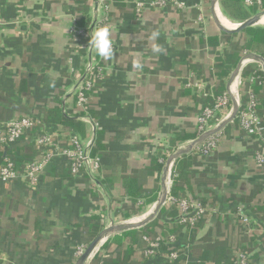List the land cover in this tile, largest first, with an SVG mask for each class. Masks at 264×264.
<instances>
[{
    "label": "crops",
    "instance_id": "obj_1",
    "mask_svg": "<svg viewBox=\"0 0 264 264\" xmlns=\"http://www.w3.org/2000/svg\"><path fill=\"white\" fill-rule=\"evenodd\" d=\"M253 1L244 3L253 11L248 19L261 15L254 27L264 28V0ZM154 2L0 0V121L33 117L85 142L94 134L91 155L99 161L92 176H72L68 159L59 157L36 187L0 181V264H76L110 219L141 222L160 198L169 157L198 139L200 110L213 98L228 96L231 114L234 102L240 112L253 92L264 124V90L255 83L264 76L263 65L244 60L264 57L244 48L245 30L223 32L212 0H184V9L157 8ZM217 14L236 28L242 24L223 13L220 1ZM97 25L110 29L114 55L109 59L89 46ZM78 27L88 34L76 36ZM154 45L163 50L154 52ZM91 60L104 72L90 98L93 123L83 120L76 96ZM62 116L79 120L84 133L63 124ZM216 135L220 141L209 157L197 149L180 156L168 182L172 196L200 201L207 210L195 230L179 224L175 205L166 202L144 227L102 240L86 264H169L161 253L145 256L144 237L167 241L171 236L182 252L178 264H234L240 252L248 254L250 264H264L259 146L235 120ZM30 140L7 154L17 153L24 163L33 160L37 154Z\"/></svg>",
    "mask_w": 264,
    "mask_h": 264
},
{
    "label": "built area",
    "instance_id": "obj_2",
    "mask_svg": "<svg viewBox=\"0 0 264 264\" xmlns=\"http://www.w3.org/2000/svg\"><path fill=\"white\" fill-rule=\"evenodd\" d=\"M260 4V1H257ZM172 4L178 9H184V0H155L154 6L164 8ZM253 0H246L247 6H252ZM102 26L93 27V31ZM74 33L78 37H84L88 34L86 28H75ZM94 53L95 50L91 49ZM95 61L91 60L86 67V75L76 88V96L79 108L84 114L83 120L93 123L90 116V98L95 90L97 81L104 75ZM88 77V79H87ZM87 79V80H86ZM255 83L264 90V76H258ZM196 87L197 84L194 83ZM207 97V95H205ZM230 99L227 96L213 98L211 103H205L198 117V138L212 131L224 120V115L228 116ZM260 102L253 92H248V101L244 109L240 110L237 119L240 129L248 136L254 139L259 146L256 154L258 166L264 170V124L260 116ZM230 114V113H229ZM34 144L37 156L33 161H29L22 166H17L15 162L8 157V150L17 145L23 139L29 140ZM217 135L210 137L199 146L197 152L200 156L209 157L217 148L219 143ZM95 143V135L85 142L74 132H65L50 126L46 121L35 119L33 117H21L15 121H0V181H22L30 187H36L39 178L56 158H67L70 162L71 174L74 177L86 173L92 176L93 167L99 166L98 158L91 155L92 147ZM164 155H168L166 146L162 148ZM167 202L176 206L178 211V223L185 226L189 232L195 230L199 220L206 215V209L200 201L188 199L183 196L174 197L170 194ZM243 216V215H242ZM247 221L246 217H242ZM111 221V222H110ZM110 224L114 223L110 219ZM107 228V227H106ZM252 231H247L250 236ZM146 247L144 254L147 258L163 255L167 262L178 264L181 260L179 252L169 247L175 244L176 239L170 237L167 241L162 237L151 239L144 237ZM167 249L164 251V247ZM235 264H250L249 256L245 252H240L235 257Z\"/></svg>",
    "mask_w": 264,
    "mask_h": 264
},
{
    "label": "water",
    "instance_id": "obj_3",
    "mask_svg": "<svg viewBox=\"0 0 264 264\" xmlns=\"http://www.w3.org/2000/svg\"><path fill=\"white\" fill-rule=\"evenodd\" d=\"M219 1L220 0H212L213 9H214L213 15L215 17V21H216L217 25L220 27V29L223 32L229 33V34H238V33L243 32L247 28L254 27L255 25H257L259 23L261 15H256V16L248 19L244 23L238 25V29H236L234 31H230V30L226 29V27L222 24L219 15L217 14V7L219 4ZM249 58L256 59L257 61L262 63L263 70H264V59L261 56L253 54V55H249L244 60H247ZM244 60H242L241 63H239L235 73L232 76V79H231L232 82H234L235 79L238 77L242 63ZM238 113H239V105L237 102H234L230 116L228 118H226L221 124H219L218 127H216L212 131H210V132L202 135L198 139H196L186 149L178 151L169 157L167 164H166V169H165V179H164V183H163V191L160 195L158 202L155 205L153 213L149 217H147L144 221H141L138 223H120V224L111 223L110 226L105 228L103 230V232L97 237V239H95L93 241V243L86 249V251L83 253V255L78 259L76 264H86V262L88 261L90 256L93 254V252L97 248V246L100 244V242H102V240L108 238L109 236H111L113 234H117V233H122V232H126V231H131L134 229L142 228L145 225H147L148 223H150L152 220H154L157 217L161 208L167 202V199L169 196L168 182L170 181V174H171V170H172L174 162L180 156L190 153L193 149H196L198 146H200L205 141H207L210 137L215 136L220 131H222L229 123H231L232 121H234L237 118Z\"/></svg>",
    "mask_w": 264,
    "mask_h": 264
},
{
    "label": "trees",
    "instance_id": "obj_4",
    "mask_svg": "<svg viewBox=\"0 0 264 264\" xmlns=\"http://www.w3.org/2000/svg\"><path fill=\"white\" fill-rule=\"evenodd\" d=\"M220 3L222 6L223 13L229 19L234 20V21H238L240 23H244L246 20H248V18L250 17V12H253L252 10H250V12H249L246 9V7L244 6L245 0H220ZM243 34L246 35V37H247L246 44H245L244 48L248 52H256V53H258L264 57V28H260V27L247 28L243 32ZM87 79H88V77H87ZM223 96H225V95H223ZM231 104H232V102L230 99V105ZM235 122L239 123V120L236 118ZM62 123L65 125H68V126L70 125L72 128H74L75 130H77L78 132H80L82 134L85 131L84 125L81 122H79V120H77V119H69L65 116H62ZM93 147L96 148L95 146H93ZM36 154H37V151H36ZM94 155H96V154H94ZM11 156H13V158ZM8 157L11 158L17 166L24 165L25 164L24 161H26V159H24V157L18 155L17 153L16 154H13V153L8 154ZM164 158H167V156H164ZM33 160H31V161H33ZM22 163H24V164H22ZM175 175H176V171L174 168L173 173H172V181H174L173 186L175 185L176 180H177ZM176 197H178V196H176ZM184 228H185V226H184ZM125 234H127V233H125ZM169 247L171 248V247H175V246L170 245ZM165 249H167V246L165 247ZM169 264H172V263H169ZM234 264H235V258H234Z\"/></svg>",
    "mask_w": 264,
    "mask_h": 264
},
{
    "label": "clouds",
    "instance_id": "obj_5",
    "mask_svg": "<svg viewBox=\"0 0 264 264\" xmlns=\"http://www.w3.org/2000/svg\"><path fill=\"white\" fill-rule=\"evenodd\" d=\"M158 33H152V39L157 37ZM89 46H91L99 57L109 59L114 55L112 41L110 38V29L101 27L93 31L90 35ZM163 49L160 46H153L154 52H161Z\"/></svg>",
    "mask_w": 264,
    "mask_h": 264
},
{
    "label": "bare ground",
    "instance_id": "obj_6",
    "mask_svg": "<svg viewBox=\"0 0 264 264\" xmlns=\"http://www.w3.org/2000/svg\"><path fill=\"white\" fill-rule=\"evenodd\" d=\"M219 17H220V20L222 21V23H223V25L226 27V29H230V31H234V29L236 30V29H238V27L236 28V26L235 25H233V24H231L230 22H228L227 20H225L224 19V17H222L220 14H219ZM262 24H264V19L262 20V22H261ZM237 86V85H236ZM236 86H234V88H233V93L235 94L236 93V91H237V87ZM151 212H148V214L146 213V215H144L143 217H141L140 218V221H144L148 216H150L151 214H150ZM150 214V215H149ZM136 222V221H135Z\"/></svg>",
    "mask_w": 264,
    "mask_h": 264
},
{
    "label": "rangeland",
    "instance_id": "obj_7",
    "mask_svg": "<svg viewBox=\"0 0 264 264\" xmlns=\"http://www.w3.org/2000/svg\"><path fill=\"white\" fill-rule=\"evenodd\" d=\"M219 141H220V139H219ZM217 146H218V145H217ZM198 148H199V146H198L196 149H198ZM206 211H207V210H206ZM206 213H207V212H206ZM204 216H205V215H204ZM204 216H203V217H204ZM108 226H110V222H108ZM108 226H107V227H108ZM173 250L179 252L180 255L182 254L181 250H180V249H177V247H174Z\"/></svg>",
    "mask_w": 264,
    "mask_h": 264
}]
</instances>
